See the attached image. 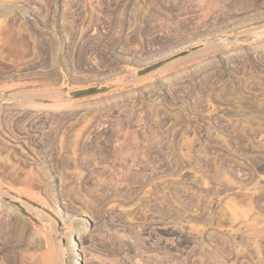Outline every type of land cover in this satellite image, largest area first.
<instances>
[{"label":"rangeland","instance_id":"rangeland-1","mask_svg":"<svg viewBox=\"0 0 264 264\" xmlns=\"http://www.w3.org/2000/svg\"><path fill=\"white\" fill-rule=\"evenodd\" d=\"M261 30L264 0H0V191L29 207L0 196V264H264Z\"/></svg>","mask_w":264,"mask_h":264},{"label":"water","instance_id":"water-1","mask_svg":"<svg viewBox=\"0 0 264 264\" xmlns=\"http://www.w3.org/2000/svg\"><path fill=\"white\" fill-rule=\"evenodd\" d=\"M262 38H264V30L256 31L252 34L253 40H258V39H262ZM247 42H249V41H243V43H247ZM199 43L204 44V45L206 44V42H198V43L195 42V43L189 44V45L184 46V47H179L176 50L168 52L166 54H163L159 57L152 58L148 62L139 64L137 66L138 68L136 69V71H134L133 76H136V77L142 76L148 72H151V71L157 69L158 67L163 66L164 64H167V63H169L175 59H178V58L183 57V56H185V55H187L193 51H196L199 47V46H197V44H199ZM124 80H125L124 76L111 78L109 80H105V81L96 83L94 85H89L86 87L67 90L66 95L68 97H79L81 95H86V94L93 93V92H96V91H99L102 89L113 87L115 85L122 83ZM27 99H31L33 101H53L56 99V97H53V96H44V97L29 96ZM0 196L4 200L20 207L21 209H23L25 211H27L29 209V207L27 205L22 204L21 200L13 199L9 195H3L1 192H0ZM65 242L66 241L63 240V243H65ZM64 264H66V262Z\"/></svg>","mask_w":264,"mask_h":264},{"label":"bare ground","instance_id":"bare-ground-1","mask_svg":"<svg viewBox=\"0 0 264 264\" xmlns=\"http://www.w3.org/2000/svg\"><path fill=\"white\" fill-rule=\"evenodd\" d=\"M197 46H199L198 47V51L199 50H201V49H203V48H205V46H204V44H201V43H199V44H197ZM163 67V66H162ZM15 95V94H14ZM9 96H12L13 97V95L12 94H9ZM40 97V96H39ZM42 97V96H41ZM6 136L9 138L8 140H5L4 142H6V144L9 146V147H11V148H13L14 150H16V149H18V150H20L21 151V153L23 154V155H25L27 158H29V159H31L30 161H35L36 159H35V156L33 157V155H32V153L33 154H35L36 155V153H35V148L33 147V146H28L29 147V149H28V151H25L24 150V145L25 144H27L28 142H30V141H34V142H37V139L36 138H34V137H32V136H29V135H26L25 133H20V134H13V133H10V132H7L6 133ZM29 150L32 152H29ZM30 153V154H29ZM29 163V162H28ZM3 195H10L8 192H6V191H4L3 189L0 191ZM0 205H1V203H0ZM8 208V207H7ZM17 213V212H16ZM84 214V213H83ZM89 214V213H88ZM88 214H84V215H88ZM94 214V213H93ZM91 215V214H90ZM95 220H97V219H95ZM82 237H80L79 235H77V239H78V243H76L75 242V240L73 239L72 240V242L74 243V245H78V246H80V248H82V247H84V246H82V244H83V241H82V239H81ZM188 240V239H187ZM189 242V241H188Z\"/></svg>","mask_w":264,"mask_h":264}]
</instances>
